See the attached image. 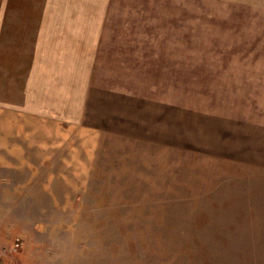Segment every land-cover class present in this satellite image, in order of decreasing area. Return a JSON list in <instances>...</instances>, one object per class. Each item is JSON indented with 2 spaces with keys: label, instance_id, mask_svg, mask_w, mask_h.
Masks as SVG:
<instances>
[{
  "label": "rangeland",
  "instance_id": "rangeland-1",
  "mask_svg": "<svg viewBox=\"0 0 264 264\" xmlns=\"http://www.w3.org/2000/svg\"><path fill=\"white\" fill-rule=\"evenodd\" d=\"M86 21L134 42L147 137L21 107L41 24ZM262 124L264 0H0L3 262L264 264V151L232 141Z\"/></svg>",
  "mask_w": 264,
  "mask_h": 264
},
{
  "label": "crops",
  "instance_id": "crops-1",
  "mask_svg": "<svg viewBox=\"0 0 264 264\" xmlns=\"http://www.w3.org/2000/svg\"><path fill=\"white\" fill-rule=\"evenodd\" d=\"M44 23L41 24L44 29H40L36 37L37 42L32 45L35 54H31L30 71L23 79L26 97L21 107L33 117L49 123L88 127L108 123L110 128L107 130L110 131L111 123H116L115 117L124 113L123 125H126L113 130L147 137L144 126L150 123L149 115H152L147 106L149 102L134 92L128 93L126 88L127 76L134 75L132 69L143 67L141 59L136 54L131 55L135 50L131 46L134 42L126 37L102 35L103 24L94 25L91 21L82 25L59 23L54 25L56 31L49 30L52 25ZM59 28L62 30L57 31ZM144 106H147L146 111ZM52 113L59 119H53ZM136 124L142 125L143 130L135 127ZM249 130L247 128L252 140L232 130L233 146L237 151H246L247 155L248 151L263 155L264 125L259 130L251 129V134ZM205 146L199 151H204ZM6 234H0V252L12 244L13 239L8 240ZM20 262L16 259L14 264Z\"/></svg>",
  "mask_w": 264,
  "mask_h": 264
},
{
  "label": "built area",
  "instance_id": "built-area-1",
  "mask_svg": "<svg viewBox=\"0 0 264 264\" xmlns=\"http://www.w3.org/2000/svg\"><path fill=\"white\" fill-rule=\"evenodd\" d=\"M20 241L21 240L19 238H16V242L14 241V244H13L14 245V247H13L14 252H17L19 250L18 248L21 246ZM3 254L6 255L5 251L0 252V264H5L2 260Z\"/></svg>",
  "mask_w": 264,
  "mask_h": 264
}]
</instances>
